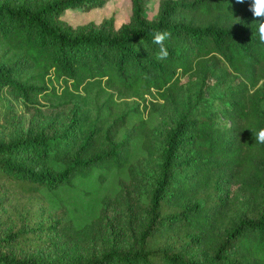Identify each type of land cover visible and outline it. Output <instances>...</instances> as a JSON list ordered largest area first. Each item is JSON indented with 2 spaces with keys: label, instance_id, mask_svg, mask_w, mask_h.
I'll return each instance as SVG.
<instances>
[{
  "label": "trees",
  "instance_id": "16d2710c",
  "mask_svg": "<svg viewBox=\"0 0 264 264\" xmlns=\"http://www.w3.org/2000/svg\"><path fill=\"white\" fill-rule=\"evenodd\" d=\"M102 2L0 0V97L70 101L80 88L99 86L138 100L123 111L108 104L88 130L74 103L65 125L51 119L0 138V264H264V144L248 129L264 127V44L250 0L164 1L154 19L133 0L130 20L118 28L75 27L60 17ZM156 31L171 34L166 60L157 59ZM184 75L237 78L225 94L227 123L200 112L167 130L137 245L114 241L98 251L95 223L77 226L45 196L76 180L104 181L129 165L137 141L152 150L146 95H176ZM54 82H64L60 94ZM229 178L240 191L231 201L241 194L250 207L227 229L220 222ZM30 197L45 205L31 210ZM59 229L85 245H58Z\"/></svg>",
  "mask_w": 264,
  "mask_h": 264
},
{
  "label": "rangeland",
  "instance_id": "374dc122",
  "mask_svg": "<svg viewBox=\"0 0 264 264\" xmlns=\"http://www.w3.org/2000/svg\"><path fill=\"white\" fill-rule=\"evenodd\" d=\"M164 1L174 0H140L144 16L147 19H154ZM132 4L133 0H103L101 4L88 9L67 8L60 17L75 27H107L110 24L113 28H118L130 20ZM181 81L182 87L176 95L168 92L166 99L158 95H146L149 109H143V116L152 131L151 142L154 145L152 150L146 149L137 141L129 165L111 170L104 181L76 180L73 187H65L45 196L52 210L64 212L77 226L95 223L98 235L96 234L93 239L96 242L95 249L98 251L107 248L114 241L123 248L137 245L145 207L158 172L159 151L167 130L181 117L200 112H211L218 116V123L221 126L227 123L222 115L227 107L225 94L236 85L235 76L220 79L207 77L203 80L201 76L191 78L184 75ZM63 84L64 82L53 83L58 86L59 94L63 90L60 85ZM69 87L72 89L70 84ZM65 99L67 97L46 99L38 96L37 104H28L9 94H3L0 97V138H5L17 130L33 127L35 124L41 125L51 119L65 125L71 119L74 103L79 109L78 114L83 117V129L88 130L96 121H101L108 111V104L113 101L122 111L138 101L116 89L101 91L99 86L86 89L82 87L77 90V96L73 99L70 101ZM61 101L65 102L57 104ZM126 132L127 129H124L118 133L116 139H121ZM210 188L218 187L213 185ZM222 189L227 197V208L223 212L220 224L228 229L241 213H246L245 210L249 209L250 204L241 194L239 200L231 201V197L240 192L233 179L223 181ZM208 194L209 191H205V195ZM26 204L31 210H40L39 206L45 205L41 199L33 197L28 198ZM54 239L58 245L60 243L67 248L77 244L85 245L84 238H71L61 229L55 232ZM88 241L86 239L85 243Z\"/></svg>",
  "mask_w": 264,
  "mask_h": 264
},
{
  "label": "clouds",
  "instance_id": "9594fccd",
  "mask_svg": "<svg viewBox=\"0 0 264 264\" xmlns=\"http://www.w3.org/2000/svg\"><path fill=\"white\" fill-rule=\"evenodd\" d=\"M238 3H243L244 0H237ZM249 11L252 13L253 21L256 22V32L259 42L264 44V0H250ZM167 31H156L153 34V43L159 45L157 59L166 60L168 57V50L165 46V40L170 37ZM254 133V139L258 144H264V127L258 129H251Z\"/></svg>",
  "mask_w": 264,
  "mask_h": 264
}]
</instances>
